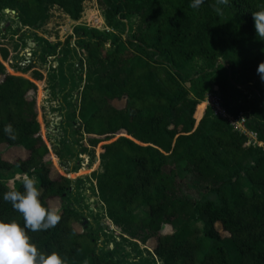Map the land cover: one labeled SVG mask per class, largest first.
I'll return each instance as SVG.
<instances>
[{
	"label": "trees",
	"instance_id": "1",
	"mask_svg": "<svg viewBox=\"0 0 264 264\" xmlns=\"http://www.w3.org/2000/svg\"><path fill=\"white\" fill-rule=\"evenodd\" d=\"M85 1L0 0V13L14 11L23 26L39 28L54 7L78 21ZM98 3L113 29L130 12L140 18L128 41L132 49L116 36L75 30L87 54V82L74 126L87 135L90 146L101 145L103 173L96 186L120 237L143 245L154 241L153 255L161 264H264V148L246 147V138L227 120L209 109L203 112L201 105L217 91L227 112L245 114L246 128L264 143V81L257 72L264 62V39L258 37L252 15L264 9V0H205L198 9L189 6L190 0ZM156 55L165 62L155 60ZM0 56V147L28 153L15 162L0 155V220L23 226L22 214L2 199L11 189L3 184L1 171L36 174L45 207L53 199L65 200L71 182L65 175L52 176L35 98V82L42 75H10L4 65L7 48ZM197 60L203 61L202 72L189 80L187 89L184 71ZM28 65L35 68V60ZM229 73L257 92L253 114L249 103L232 93ZM117 100L125 101L123 109L115 107ZM8 124L14 139L3 132ZM16 191L23 192V184ZM144 207L148 214L139 217ZM59 215L55 227L27 231L38 252H57L66 264H121L115 250L97 253L96 234L77 233L76 211L64 209ZM194 223L202 224V230ZM170 226L174 231L164 233Z\"/></svg>",
	"mask_w": 264,
	"mask_h": 264
},
{
	"label": "rangeland",
	"instance_id": "2",
	"mask_svg": "<svg viewBox=\"0 0 264 264\" xmlns=\"http://www.w3.org/2000/svg\"><path fill=\"white\" fill-rule=\"evenodd\" d=\"M127 15L128 18L123 21H120L121 17L117 15L116 20L120 21V25L113 29L107 20L106 10L100 6L98 0H86L78 21L71 20L61 9L54 7L50 10L47 22L39 28H29L21 24L14 11L6 10L0 13V50L7 48L9 52V58L4 63L8 74L28 79L36 72L42 75V80L35 82V98L41 135L50 152L48 160L52 163V176L65 175L71 182L70 194L66 199H53L49 201V206L57 210L58 214L64 209L76 211L80 216V221L75 226L77 233L96 234L100 238L96 247L98 254L106 256L111 250H115L116 260L121 264H161L153 255L156 246L154 241L143 245L132 239H122L120 230L108 218L95 180L103 173L100 160L101 145L95 148L90 146L87 135L74 126L75 122L79 121L82 92L87 82V54L79 46L80 37L75 30L87 28L116 36L125 43L124 48L132 49L128 41L133 40V30L140 18L133 12ZM69 37H72V40L68 45ZM107 47H112L111 40ZM153 58L165 62V59L158 55ZM31 60H35V68L29 69L31 65L28 63ZM202 66L203 61L197 60L184 71L187 80L183 85L187 89H190L189 80L202 72ZM27 69L28 71H23ZM227 78L232 93L242 101L248 102L249 114H253L251 101L256 99L257 92L253 87L241 86L234 73H229ZM113 104L118 109H123L125 101L117 100ZM202 104H205L204 100ZM205 110L206 105L203 112ZM240 115L247 125V116ZM239 116L236 118L239 119ZM253 146H248L246 140V147ZM255 146L264 148V143L259 142ZM0 155L9 162H15L26 158L28 153L20 148L2 146ZM244 161L247 163L250 159L246 158ZM1 175L3 184L11 190L18 189L25 179L31 178L40 196L42 194L36 174L24 176L13 170L1 171ZM202 188L200 184V192ZM246 191H249L248 188ZM191 192L194 196H199L196 190ZM147 214L148 209L145 207L137 212L139 217H145ZM194 225L200 230L203 228L200 223ZM218 230L223 237L228 236L221 226H218ZM173 231L171 226L164 228V233Z\"/></svg>",
	"mask_w": 264,
	"mask_h": 264
},
{
	"label": "clouds",
	"instance_id": "3",
	"mask_svg": "<svg viewBox=\"0 0 264 264\" xmlns=\"http://www.w3.org/2000/svg\"><path fill=\"white\" fill-rule=\"evenodd\" d=\"M205 0H190L189 6L198 9ZM226 3L227 0H220ZM219 11V9H217ZM258 37L264 39V9L252 13ZM260 78L264 81V62L257 67ZM3 132L14 139V130L10 124L5 125ZM40 192L31 178L23 181V192L10 190L2 195V199L10 202L12 207L22 214L24 224L16 221L0 220V264H66L57 252L44 254L38 252L31 242L27 231H41L55 227L60 220L58 211L42 205Z\"/></svg>",
	"mask_w": 264,
	"mask_h": 264
},
{
	"label": "built area",
	"instance_id": "4",
	"mask_svg": "<svg viewBox=\"0 0 264 264\" xmlns=\"http://www.w3.org/2000/svg\"><path fill=\"white\" fill-rule=\"evenodd\" d=\"M204 102L206 109H209L214 117L227 120L235 132L244 136L247 140L248 146L258 145L259 140L257 134L246 128L243 116L240 115L239 119H237L235 116H232L227 112L217 91L209 93L204 99Z\"/></svg>",
	"mask_w": 264,
	"mask_h": 264
},
{
	"label": "water",
	"instance_id": "5",
	"mask_svg": "<svg viewBox=\"0 0 264 264\" xmlns=\"http://www.w3.org/2000/svg\"><path fill=\"white\" fill-rule=\"evenodd\" d=\"M7 12H9V10H7Z\"/></svg>",
	"mask_w": 264,
	"mask_h": 264
}]
</instances>
